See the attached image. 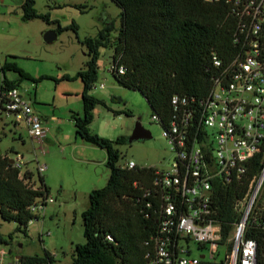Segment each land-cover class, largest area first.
I'll use <instances>...</instances> for the list:
<instances>
[{
  "label": "trees",
  "instance_id": "1",
  "mask_svg": "<svg viewBox=\"0 0 264 264\" xmlns=\"http://www.w3.org/2000/svg\"><path fill=\"white\" fill-rule=\"evenodd\" d=\"M121 9V27L116 37L112 23L106 24L94 38L83 41L86 46L85 68L75 77L83 84L81 101L83 114L72 115L75 134L82 141L106 152V167L110 171L106 186L93 190L90 205L83 212V244L75 245L72 264H149L146 257L153 250L152 238L160 225L159 194L153 186L156 168L136 167L122 169L116 145L125 144L124 137L111 141L92 133L89 126L94 120V110L102 104L90 94L98 80V60L103 48L113 50V62L123 73L112 71L116 82L139 92L147 101L153 117L163 131L169 127L177 110L172 103L175 96L185 98L191 108L197 107L209 94L218 69L213 64V54L228 65L239 53L235 44V19L224 3L210 4L203 0H111ZM22 19L41 18L50 22L49 15H39L35 0H24ZM66 29L77 31L75 24ZM60 27L55 31L62 32ZM3 74L0 88H14L5 72H15L22 80L33 79L15 62L0 65ZM192 106V107H191ZM130 115L129 112H125ZM121 114V113H116ZM10 158L0 153V217L26 227L37 215L29 208L36 199L47 196L43 177L36 189L25 180L32 179L27 172L13 167ZM264 168V153L255 155L244 164V172L232 177L230 182L216 179L213 183L212 206L214 219L221 225L223 242H226L241 220L237 204L247 195L249 185ZM264 184L247 219L245 238L257 244L256 263L264 264ZM2 242V238H0ZM231 247V244H229ZM52 264L53 257H21L20 264ZM200 264H210L201 260Z\"/></svg>",
  "mask_w": 264,
  "mask_h": 264
},
{
  "label": "rangeland",
  "instance_id": "2",
  "mask_svg": "<svg viewBox=\"0 0 264 264\" xmlns=\"http://www.w3.org/2000/svg\"><path fill=\"white\" fill-rule=\"evenodd\" d=\"M24 0H0V65L15 62L33 79L47 76L40 82L22 80L15 72H5L15 81L24 97L31 102L33 113L46 127L42 143L31 140L24 129H0V150L10 159L23 157L26 169L31 170L30 185L40 187L38 164H46L43 173L47 197L53 203L39 210L37 219L21 227L0 217V251L6 264L17 257H53L52 264H72L75 245L83 244V212L89 207L93 190L106 186L110 171L106 167V152L82 141L75 134L72 115L82 116L83 84L75 77L85 68L87 48L83 41L94 38L109 23L114 25L111 36L121 27V9L111 0H35L39 15H49L50 22L41 18L22 19ZM75 24L77 31L66 29ZM60 27L62 32L56 33ZM55 32L51 43L44 40L47 32ZM114 66L113 50H100L98 80L90 94L101 101L89 126L90 131L111 141L128 138L137 124L150 138L116 145L119 165L134 161L139 167L169 170L175 154L168 144L162 126L153 120L146 99L139 93L120 86L110 68ZM3 74L0 72V85ZM104 85L103 88H100ZM125 112H129L127 115ZM121 113V114H116ZM212 133L211 130H209ZM30 172V171H29ZM264 204V197L262 201ZM200 251L192 244V256ZM42 264H49L48 262Z\"/></svg>",
  "mask_w": 264,
  "mask_h": 264
},
{
  "label": "built area",
  "instance_id": "3",
  "mask_svg": "<svg viewBox=\"0 0 264 264\" xmlns=\"http://www.w3.org/2000/svg\"><path fill=\"white\" fill-rule=\"evenodd\" d=\"M203 1L228 6L240 51L228 65L213 54L219 71L197 107L189 109L185 98L175 96L172 100L177 113L163 134L175 157L169 170L157 169L153 181L161 201L160 225L152 238L153 250L146 256L149 264H200L201 260L210 264L256 263L257 244L245 238V229L264 184V168L251 180L246 198L237 204L241 220L226 242L213 216L212 196L216 179L230 182L244 172L245 163L264 153V0ZM114 70L123 73L122 67L114 65L110 71ZM153 120L159 121L156 116ZM21 125L31 140L43 142L47 129L33 113L31 102L17 87L0 88V129L4 133L8 127ZM11 160L24 178L29 170L23 157ZM119 166L128 170L138 167L130 160ZM46 170V164H38L39 177ZM25 182L37 188L29 179ZM51 203L47 196L36 199L29 211L36 215ZM192 244L202 251L198 257L192 256ZM6 255L0 251V264H6ZM9 264L20 263L16 258Z\"/></svg>",
  "mask_w": 264,
  "mask_h": 264
},
{
  "label": "water",
  "instance_id": "4",
  "mask_svg": "<svg viewBox=\"0 0 264 264\" xmlns=\"http://www.w3.org/2000/svg\"><path fill=\"white\" fill-rule=\"evenodd\" d=\"M57 38V34L55 32H47L45 35H44V40L47 42V43H51L53 41H55ZM150 138V134L145 131L142 127H140L139 124H137L133 134L128 138V142L129 143H132V142H136V141H140V140H146V139H149ZM0 153H1V150H0ZM10 163L12 164L13 161L10 160ZM20 257H17V260H19Z\"/></svg>",
  "mask_w": 264,
  "mask_h": 264
},
{
  "label": "crops",
  "instance_id": "5",
  "mask_svg": "<svg viewBox=\"0 0 264 264\" xmlns=\"http://www.w3.org/2000/svg\"><path fill=\"white\" fill-rule=\"evenodd\" d=\"M97 108L94 110V116L96 115V113H97ZM107 158V157H106ZM105 163H106V161H105ZM29 170V169H28ZM30 172H31V170H29Z\"/></svg>",
  "mask_w": 264,
  "mask_h": 264
}]
</instances>
